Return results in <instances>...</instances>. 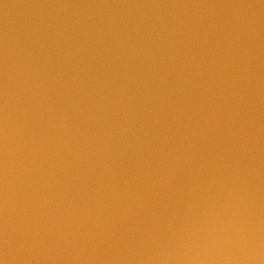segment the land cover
Segmentation results:
<instances>
[{"label": "water", "instance_id": "95a60500", "mask_svg": "<svg viewBox=\"0 0 264 264\" xmlns=\"http://www.w3.org/2000/svg\"><path fill=\"white\" fill-rule=\"evenodd\" d=\"M0 264H264V0H0Z\"/></svg>", "mask_w": 264, "mask_h": 264}]
</instances>
